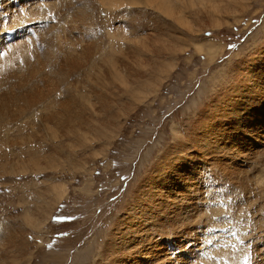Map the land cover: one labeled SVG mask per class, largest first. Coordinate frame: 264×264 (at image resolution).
<instances>
[{
  "label": "rangeland",
  "instance_id": "1",
  "mask_svg": "<svg viewBox=\"0 0 264 264\" xmlns=\"http://www.w3.org/2000/svg\"><path fill=\"white\" fill-rule=\"evenodd\" d=\"M160 1L0 0V66H8L0 69V86L9 85L2 95L6 98L1 99L0 107L4 106L3 110L0 109L3 111L0 116L11 122L18 115L22 105L13 101L14 98L18 101L19 93L13 97L17 91L12 83L25 76L27 71L35 67L36 80L42 86L44 73L40 59L43 60L45 55L51 59L47 73L55 81H52L55 87L52 136L46 134L44 126H34V130L27 128L9 137L5 135L4 139V133L0 132V142L4 140L5 143H0V245L3 244L0 246V264H108L112 253L104 255V252L110 243V233L115 232L117 220L127 221L135 216L134 222L138 221L141 208L136 204L140 205L144 200L140 197L141 192L146 193L145 186L142 187L144 178H149L156 165L166 164L170 157L177 156L178 152L171 150L176 145L184 151L182 154L186 159L188 156L191 160L185 162L188 174L184 183L188 186L186 198L191 200L187 203L189 212L185 215L191 217L193 224L189 225L192 227L189 230L193 231L187 232V229L182 233L188 243L180 234L176 238L172 234L161 235L160 226L166 219L160 215L161 220L154 212L158 219L148 216L147 222L143 223L145 228L150 227L148 236H141L151 242L146 249L162 247L159 250H164L170 264L177 259V264H219L222 260L221 263L233 264L236 258L242 259V264L245 258L248 264L264 263V256H260L264 252V151L261 153L264 150V128L245 124L249 127V138L236 140L239 152L229 161L211 153L200 154L194 145L200 133V121L219 119L216 116L211 118L204 109L210 101L234 86L235 75L243 78L242 81L261 77L264 0H182L183 5L189 7L183 14L177 12L180 11L178 0H166L164 4H169L165 11ZM158 3L165 14L158 10ZM29 17L32 19L28 20ZM14 41L18 42L15 44ZM91 48L92 52L89 51ZM47 50H51L50 55ZM34 51L38 54L33 55ZM22 53L27 57H22ZM12 55L20 60L14 61ZM38 56L40 61H37ZM12 61L16 63L13 65ZM15 69H21L23 76L14 73ZM262 77L256 82L259 96L264 95ZM23 90L26 91L24 88L22 93ZM104 92L109 98L117 97L113 98L115 104L118 102L112 109L114 120L104 114L106 104L102 106L101 100ZM237 94L241 95L243 91ZM67 100L72 101V105L63 113L59 111V103ZM261 103L263 109L264 103ZM223 108L219 102L214 109L208 110L219 113ZM20 109L25 110V107ZM239 109L241 112L242 108ZM94 119L107 120L111 124L94 128L90 125L91 122L94 125ZM256 128L259 129L256 131ZM38 138H46L44 145L36 141ZM28 143H32L31 147L26 145ZM10 144L12 149H9ZM28 149L38 150L32 159L25 156ZM11 154L18 156L19 160L10 158ZM224 161L231 164L236 173H226ZM232 178L235 180H230ZM255 184L258 187H254ZM196 216L199 217L196 219ZM197 221L200 223L196 224ZM175 226L178 224H172ZM219 228L237 231V236L229 234L228 249H223L219 243L222 239ZM208 230L214 231L215 237ZM179 237L175 242L174 239ZM195 237H199V241ZM10 240L18 251L16 259L11 254L15 250L8 246ZM170 241H174L175 248L171 247ZM212 244L213 251L209 248ZM256 251L260 252L258 259Z\"/></svg>",
  "mask_w": 264,
  "mask_h": 264
},
{
  "label": "bare ground",
  "instance_id": "2",
  "mask_svg": "<svg viewBox=\"0 0 264 264\" xmlns=\"http://www.w3.org/2000/svg\"><path fill=\"white\" fill-rule=\"evenodd\" d=\"M72 1V0H71ZM77 1H79V0H77ZM160 1V0H159ZM166 0H164V1H160V4L162 3V5L164 4V2H165ZM179 1V4H178V2H177V4H178V7H179V9L178 10H180V11H177V12H179V14H183L185 11H187L188 10V5L186 6V5H183L184 3L182 2V0H178ZM201 2H204V0L202 1V0H200ZM209 1V0H208ZM207 1V2H208ZM27 2V1H26ZM29 2H31V1H29ZM73 2H75V1H73ZM149 2V1H148ZM147 2V3H148ZM151 2H153L154 3V1H151ZM189 2V1H188ZM75 3H77V2H75ZM157 2H155V4H156ZM167 3V2H166ZM206 3V2H205ZM167 4H169V3H167ZM167 4H164V6L163 7H165V9L163 10V11H165L167 8L166 7H168L167 6ZM190 4V3H189ZM192 4V3H191ZM9 5V4H8ZM34 5V4H33ZM74 5V4H73ZM149 5V4H148ZM159 5V3L156 5V6H158ZM161 5V6H162ZM195 5V4H194ZM205 5V4H204ZM213 5V4H212ZM27 6V5H26ZM3 7V6H2ZM5 7H6V5H5ZM22 7V6H21ZM162 7V8H163ZM175 7H177V6H175ZM177 7V8H178ZM192 7H193V5H192ZM159 8V9H158ZM158 10H160V8L161 7H159L158 6ZM3 9H4V7H3ZM21 9V8H20ZM24 9V8H23ZM174 9V8H173ZM225 9V8H224ZM162 10V9H161ZM160 10V11H161ZM175 10H177V9H175ZM174 10V11H175ZM228 10V9H227ZM169 11H171V7L169 8ZM174 11H172V14H173V12ZM193 11V10H192ZM26 12H28V11H26ZM162 12V11H161ZM176 12V11H175ZM174 12V15L177 13H175ZM205 12H207V11H205ZM29 13V12H28ZM162 13H164V12H162ZM165 14V13H164ZM213 14V13H212ZM27 15V14H26ZM177 15H178V13H177ZM7 16H9V15H7ZM165 16H167V15H165ZM73 18V17H72ZM75 18V17H74ZM77 18V17H76ZM29 19H32V18H28V20ZM36 19V18H35ZM181 19V18H180ZM27 21V20H26ZM71 21V20H70ZM28 23H29V21H27ZM31 22V21H30ZM21 23V22H20ZM32 23V22H31ZM31 23H29V24H31ZM34 23V22H33ZM71 24H72V22H71ZM22 25V24H21ZM73 27V26H72ZM26 29V28H25ZM80 29V28H79ZM18 30V29H17ZM21 30H23V29H21ZM14 31V30H13ZM25 31V30H24ZM66 31V30H65ZM63 32V31H62ZM79 32V31H78ZM1 33V32H0ZM20 34V33H19ZM46 37V36H45ZM41 38V37H40ZM43 38V37H42ZM62 38H63V36H62ZM61 38V39H62ZM2 39V38H1ZM66 39V38H65ZM43 40V39H42ZM41 40V41H42ZM60 40V39H59ZM69 41V40H68ZM2 42V41H1ZM15 42V41H14ZM16 42H18V41H16ZM16 42H15V44H16ZM20 42V41H19ZM43 42V41H42ZM51 42V41H50ZM22 44H23V42H21ZM3 44V43H2ZM21 44V45H22ZM111 44V43H110ZM20 45V46H21ZM35 45V44H34ZM38 45H40V44H38ZM48 46H50V44H47ZM47 45H46V47H47ZM53 45V44H52ZM51 45V46H52ZM57 45V44H56ZM70 45V44H69ZM114 45V44H113ZM58 47L60 46V44L59 45H57ZM87 45H85L84 47H86ZM90 46H92V45H90ZM13 47V46H12ZM19 47V46H18ZM44 47V46H43ZM53 47V46H52ZM197 47V46H196ZM61 48V47H60ZM112 48V47H111ZM10 49V48H9ZM13 49H14V47H13ZM12 49V50H13ZM35 49V48H34ZM46 49H48V48H46ZM45 49V50H46ZM16 50V49H15ZM37 50V49H36ZM49 50V49H48ZM47 50V51H48ZM52 50V49H51ZM50 50V51H51ZM91 50V52H92V48L91 49H89V51ZM50 51H48L47 53L49 54L50 53ZM262 51L263 50H261V54H262ZM14 52V51H13ZM37 52H39V51H37ZM77 52V51H76ZM82 52H83V50H82ZM85 52V51H84ZM33 53H35V51L33 52ZM42 53H45V52H41L40 54H42ZM259 53V54H260ZM18 55H19V53H17ZM24 53H22V55H23ZM27 54V53H26ZM25 54V55H26ZM36 54H38V53H35V54H33V55H36ZM51 54V53H50ZM49 54V55H50ZM79 54V53H78ZM211 54V53H210ZM17 55V56H18ZM20 55H21V53H20ZM63 55H64V53H63ZM15 56H16V54H15ZM42 56V55H41ZM40 56V57H41ZM114 56V55H113ZM112 56V57H113ZM260 56H262V55H260ZM12 58L14 57V55H12L11 56ZM22 57H24V55L22 56ZM25 57H27V55L25 56ZM24 57V58H25ZM263 57V56H262ZM20 58V57H19ZM34 58H35V56H34ZM42 58V57H41ZM44 59V61L42 60V59H40L39 60V56H38V59H37V61L39 60L40 62H41V69H43V81H42V86H40L39 85V81H37L36 80V78H37V76H38V73H37V71L36 70H34V68L33 69H31L30 71H27L28 73L27 74H25V76H23L22 75V72H21V69L20 70H18V69H15V70H13L14 71V73H17V75L19 76V74H21L23 77H21V78H19V80H17L16 81V83H12V84H14V90L15 91H17L16 92V94L13 96V97H16L17 95H18V93H19V95L17 96V98H18V101L16 100V98H14V102L15 103H17V105H18V102H19V105H22L23 107H25V110H23V109H20L22 106H20L19 107V109H18V115L17 116H15V118H14V120H13V118H12V120H11V122H6V120L2 117V116H0V132H2V133H4V135H3V139L6 137L5 135H7L8 137H9V135H11L12 133H16V132H19V131H21V130H27V128H30V130H34V126H44V129H45V132H46V134H48V135H51L52 136V126H53V121H54V115H53V113H52V109H53V105H54V103L53 102H55L54 101V98H53V92H54V84H53V82L52 81H54V80H51V78L49 77V72L47 73V69L50 67V65H49V63H50V61H51V59L49 60V56H47L46 57V55H45V57H43ZM60 58V57H59ZM64 58V57H63ZM70 58V57H69ZM108 58V57H107ZM13 59H15V58H13ZM12 59V60H13ZM259 59V58H258ZM18 60H20V59H15L14 61H18ZM67 60V59H66ZM10 61V60H9ZM8 61V62H9ZM14 61H12V63H13V65L16 63H14ZM94 61V60H93ZM27 62V61H26ZM25 62V65L27 64V66H28V63H26ZM40 62L38 63H36V64H39L40 65ZM62 62V61H61ZM66 62V61H65ZM92 62V61H91ZM260 62V61H259ZM263 62V61H262ZM5 63H7L6 61L4 62V64ZM31 64H33L32 62H30ZM52 63V62H51ZM63 63V62H62ZM66 64V63H65ZM88 64H93V63H88ZM10 65V64H9ZM20 65V64H19ZM18 65V66H19ZM23 65V64H22ZM54 65V64H53ZM61 65V64H60ZM76 65H78V64H76ZM115 65V64H114ZM113 65V66H114ZM12 66V65H11ZM16 66V65H15ZM27 66H25V67H27ZM30 66H32V65H30ZM70 66H71V64H70ZM91 66H95V64L94 65H91ZM37 67H38V65H37ZM54 67V66H53ZM81 67V66H80ZM79 67V68H80ZM6 68H8V66L7 65H1L0 66V69H6ZM19 68H21V67H19ZM23 68V67H22ZM28 68V67H27ZM26 68V69H27ZM89 68H90V66H89ZM91 68H93V67H91ZM96 67H94V69H95ZM12 69V68H11ZM44 69H46V71L44 70ZM81 69V68H80ZM94 69H92V72H93V70ZM98 69V68H97ZM261 69H262V72L261 73H259V74H261V77L263 76L264 77V64L261 66ZM88 70V69H87ZM6 71V70H5ZM91 71V70H90ZM97 71V70H96ZM260 71V70H259ZM258 71V72H259ZM98 72H100V71H98ZM53 73V72H52ZM51 73V74H52ZM96 73V72H95ZM50 74V75H51ZM252 74V73H251ZM95 75H97V74H95ZM238 75V74H237ZM16 76V75H15ZM86 76V75H85ZM255 76V75H254ZM11 77H12V75H11ZM40 77V76H39ZM105 77V76H104ZM261 77H259V79H261ZM262 77V78H263ZM5 78V77H4ZM114 78V77H113ZM239 78H240V82H239ZM1 79V78H0ZM247 79L249 80V78L247 77ZM254 79V78H253ZM250 80V81H247L246 79H244V81H242L243 80V78H241V77H239V76H236L235 75V78L233 79V81H232V84L234 83V86H232V88H230L229 87V89L228 90H226V93H224V94H222L221 93V95L216 99V100H213V101H210L209 103H208V106L206 107V109H204V111L205 110H207L208 111V113L210 114V117L212 118V116H216V118H219V119H217V120H215V118L214 119H210L209 121H207V122H202L204 119H202L201 121H200V133H199V135H198V137L195 139V147H196V149L198 150V152L200 153V154H205V153H211V155H215V156H218V157H220L221 159H223V160H225V161H229L230 160V158L233 156V155H235V154H237L239 151H238V148H237V146H236V140H245V138H249V130H248V128L249 127H246V126H244L245 124L246 125H253L254 127H261V128H264V108L263 109H261V105H262V103H261V101L264 103V95H260L259 96V90L260 89H258L257 87H256V82L259 80V79H254V80ZM231 81V80H230ZM2 83L4 82L3 80L1 81ZM10 82V81H9ZM39 82V83H38ZM55 82V81H54ZM11 83V82H10ZM118 83V82H117ZM262 83L264 84V80L262 81ZM4 84V83H3ZM8 84V83H7ZM11 84V85H12ZM41 84V83H40ZM6 85V84H5ZM104 85V84H103ZM9 85H7V87H8ZM93 86V85H92ZM1 88H0V104H1V99L4 97V96H2V95H4L5 94V92H6V90H8L9 89V87H8V89H6L7 87L6 86H0ZM12 86H10V88H11ZM89 87H91V86H89ZM88 87V88H89ZM264 87V86H263ZM25 88V90L26 91H24L23 93H22V89H24ZM249 88H251L250 89V91H248V89ZM6 89V90H5ZM239 89V90H238ZM263 90V89H262ZM12 91H13V89H12ZM11 91V92H12ZM57 91V90H56ZM65 91V90H64ZM243 91V94H241V95H238L237 94V92H242ZM10 91H9V93H11ZM100 92V91H99ZM98 92V93H99ZM14 93V92H13ZM96 93V92H95ZM106 93L107 92H104L103 93V95L101 96V100L103 101L102 102V106H103V104H106V112L104 113V114H108V115H110L111 116V118H109V120L111 119V120H114V118H112L114 115L112 114V109H113V107H114V104H115V99H113V98H117V97H115V96H113V98L112 97H110L109 98V95L108 96H106ZM97 94V93H96ZM126 94V93H125ZM128 94H130V93H128ZM133 95V98H134V94H132ZM250 95H252V96H250ZM2 96V97H1ZM9 95H7V97H8ZM77 96V95H76ZM60 97V96H59ZM119 97V96H118ZM216 97V96H215ZM229 97V98H228ZM230 97H232L233 98V100H231V98ZM5 98L6 97H4L3 98V100H5ZM10 98V97H9ZM223 98V99H222ZM11 99V98H10ZM108 99V100H107ZM120 99V98H119ZM222 99V100H221ZM259 99H261V100H259ZM212 100V99H211ZM8 100H6V102H7ZM116 101H118V100H116ZM120 101H121V99H120ZM219 102H222V104H223V106H224V108L222 109V111H220L219 113H218V111L217 110H212L211 109V111H209L208 109L209 108H213L214 109V106L215 105H217ZM11 103H12V101H11ZM100 103V102H99ZM118 103V102H117ZM116 103V104H117ZM3 104H4V102H3ZM60 106H61V108H60V110L59 111H62L63 113H65V112H67V111H69V109H70V106L72 105V101H70V100H67V101H64V102H61L60 101ZM115 104V105H116ZM12 105H14V104H12ZM16 105V106H17ZM120 104H118V106H119ZM122 105V104H121ZM124 105H125V103H124ZM3 106L4 105H1V107H0V109L1 110H3ZM9 106H11V105H9ZM9 106H8V108H9ZM55 106V105H54ZM58 106V105H57ZM125 106H127V104L125 105ZM6 107V106H5ZM13 107H15V106H12V108ZM239 107H241L242 109H241V112H240V109H239ZM58 108V109H59ZM128 108V107H127ZM10 109V108H9ZM14 109V108H13ZM16 109V108H15ZM95 109V108H94ZM118 109V108H117ZM124 109V108H123ZM11 111H13V110H11ZM93 111V110H92ZM1 113L3 112V111H0ZM4 112H7V111H4ZM14 112V111H13ZM54 112V111H53ZM96 112V111H95ZM16 113V112H15ZM14 113V114H15ZM205 113H206V111H205ZM4 114H6V113H4ZM10 114H12V113H10ZM14 114L12 115V116H14ZM112 114V115H111ZM221 114V115H220ZM93 115H96V114H93ZM6 117V116H5ZM97 117V116H96ZM99 117V116H98ZM8 118V117H7ZM6 118V119H7ZM58 118H59V116H58ZM102 118V117H101ZM108 118H106V119H108ZM22 119H24V120H22ZM104 120V119H103ZM21 121V122H20ZM94 121V125H93V122H91V126L92 127H94V128H101V127H106L105 125H106V123H108L109 121H98V120H93ZM98 121V122H97ZM111 122V121H110ZM60 123V122H59ZM65 124V123H64ZM66 124H68V123H66ZM65 124V125H66ZM108 124H111V123H108ZM258 124H259V126H258ZM63 125V124H62ZM85 125V124H84ZM88 125V124H87ZM116 125V124H115ZM90 128V127H89ZM259 128H256V131L259 129ZM52 129V130H51ZM241 130V132L239 131V130ZM87 130V129H86ZM93 130V129H92ZM96 130V129H95ZM95 130H94V132H95ZM100 130V129H99ZM204 130V131H203ZM253 130V129H252ZM89 131V130H88ZM254 131V130H253ZM261 131H262V129H261ZM97 132H98V130H97ZM81 133V132H80ZM99 133V132H98ZM58 134V133H57ZM95 134H97V133H95ZM256 134V133H255ZM14 135V134H13ZM173 135V134H172ZM247 135V136H246ZM83 136H85V135H83ZM252 136H253V134H252ZM262 137V136H261ZM260 137V138H261ZM2 138H1V136H0V140H1ZM45 139L46 138H38V139H36V141L37 142H40V144H41V146L42 145H44V143H45ZM49 139V138H48ZM256 139V138H255ZM263 139V138H262ZM2 141V140H1ZM8 141V140H7ZM20 141H23V139H21ZM248 141H250V140H248ZM257 141V140H256ZM3 142H4V140H3ZM3 142H0V143H2V144H5V143H3ZM244 142V141H243ZM33 144H34V142H32ZM32 143H28V144H26L27 146H29V145H32ZM246 143V142H245ZM244 143V144H245ZM239 144V143H238ZM47 145V144H46ZM45 145V146H46ZM250 145V144H249ZM10 148L9 149H12L13 148V145L12 144H10ZM247 146V145H246ZM264 146V145H263ZM6 147V146H5ZM29 147H31V146H29ZM46 147H48V146H46ZM249 148V147H248ZM248 148H246V149H248ZM251 148V147H250ZM245 149V150H246ZM31 150V149H30ZM171 150L172 151H177L178 152V154H177V156L175 157V155L174 156H172V157H170L169 158V162H165L166 164H158V165H156L154 168H152L151 170V173H150V175H149V178H144V184L142 185V187H144L145 186V188H146V193L144 194V192H141L140 193V197L142 196L143 198H144V200L141 202V204L140 205H138V204H136L137 206H138V208H141V210L139 209V211L141 212L139 215H138V221L137 222H134V218H135V216H134V218L131 216V217H129V218H127V221H119V220H117L118 222L115 224V226H114V230H115V232H111L110 233V237H109V239L108 240H110V243L109 244H107V247H106V249H105V252H104V255L107 253V252H109V253H112L111 254V258L109 259V262H108V264H170L169 262H168V259H166V253L164 254V250L163 251H160L159 249H161V248H158L157 246H152V248L149 250V248H147L146 249V246L147 247H150L151 246V242L149 241V240H147V239H143L141 236L143 235H147L148 236V231L150 230L149 228H145V225L143 224L144 222H147V219L148 218H154L155 219V213H157V215L160 217V215H161V217L163 218H165L166 220L163 222L164 223V225L161 227L160 226V224L158 225V226H160V228H162L161 229V235H165V236H168V235H173L172 237H174V235H175V238H176V235L177 236H179V234L180 235H182L181 237H183V232H186V230L188 229V231L187 232H192L193 230H189V228L191 229L192 227H189V225L192 223V220L188 217H186V212H189V209H188V202H189V200L186 198V192H188L187 190H188V186H186V183H184L185 182V180L187 179V175L186 174H188L187 172H185V167H187V166H185V162H188V161H191L190 160V158L187 156V159H186V156L185 155H183L182 153L184 152V151H182V149L180 148V147H178V145H176V146H173V148H171ZM241 150V149H240ZM248 152H249V150H247ZM252 151V150H251ZM264 150H262L261 151V153L263 152ZM22 152H24V151H22ZM38 152V150L36 151V150H33V151H29V149H28V151L26 150L25 151V156H27V158H30V159H32L33 158V156H34V154H36ZM244 152V151H243ZM257 152H259V151H257ZM259 154V153H258ZM264 154V153H263ZM263 154H261V155H263ZM22 155V154H21ZM241 155V154H240ZM243 155V154H242ZM260 155V154H259ZM11 157H13L14 159H16V158H18V156H14V154H11L10 155V158ZM196 157V156H195ZM244 157V156H243ZM185 159H186V161H185ZM18 160H19V158H18ZM166 160H168V158L166 159ZM193 160H195V159H193ZM15 161V160H14ZM176 161H178V162H176ZM197 161V160H196ZM224 161V163H223V166H225L224 167V171H226V173L227 172H229L230 174H233V173H236V172H234L233 170V167H232V165L231 164H226V162ZM249 161V160H248ZM254 161V160H253ZM191 163V162H190ZM194 163V162H193ZM261 163V162H260ZM14 164V163H13ZM17 164V163H16ZM196 165V164H195ZM236 165V164H235ZM260 165H262V164H260ZM12 166V165H11ZM199 166V165H198ZM263 166L264 165H262V168H263ZM192 167V166H191ZM197 168V167H196ZM261 168V169H262ZM240 169H241V167H240ZM257 169V168H256ZM12 170H14L15 171V168L13 167V169ZM20 170V169H19ZM190 170V169H189ZM192 170H193V167H192ZM192 170H190L191 172H192ZM264 170V169H263ZM14 171H12V172H14ZM223 171V170H222ZM237 171H238V169H237ZM185 172V173H184ZM189 172V171H188ZM257 172V171H256ZM261 172V171H260ZM194 173H195V171H194ZM238 173V172H237ZM246 173V172H245ZM263 173V171L261 172V174ZM196 174V173H195ZM243 174H244V171H243ZM212 175V174H211ZM236 175H238V174H236ZM235 175V176H236ZM241 175H242V173H241ZM257 175H259V173L257 174ZM191 176L192 175H190V178H191ZM217 176H218V174H217ZM231 176V175H230ZM261 176V175H260ZM260 176H259V178H260ZM228 177V176H227ZM238 177V176H237ZM240 177V176H239ZM242 177H245L244 175L242 176ZM257 177V176H256ZM262 177V176H261ZM193 178V177H192ZM197 178H199V177H197ZM223 178V177H222ZM225 178H226V176H225ZM246 178V177H245ZM258 178V177H257ZM263 178V177H262ZM264 179V178H263ZM195 180V179H194ZM224 180V179H223ZM230 180H235V178L233 179H230ZM237 180V179H236ZM245 180V179H244ZM261 180V179H260ZM226 181V180H225ZM246 182H248V181H246ZM251 182V181H250ZM252 182H254V181H252ZM188 183V182H187ZM235 183V182H234ZM237 183H238V180H237ZM242 183V182H241ZM262 183H263V181H262ZM190 184V183H189ZM188 184V185H189ZM254 184V183H253ZM253 184H251V185H253ZM258 184V183H257ZM196 185V184H195ZM259 185V184H258ZM258 185H256L255 184V186L254 187H258ZM261 185V184H260ZM259 185V186H260ZM141 187V188H142ZM193 187V186H192ZM191 187V188H192ZM262 187V186H261ZM224 188V187H223ZM262 188H264V187H262ZM262 188H259V191H261L260 189H262ZM55 190V189H54ZM59 190V189H58ZM198 190V189H197ZM233 190V189H232ZM264 190V189H263ZM139 191V190H138ZM59 192V191H58ZM252 192V191H251ZM136 193H138V192H136ZM206 193V192H205ZM259 193V192H258ZM254 194V193H253ZM262 194V193H261ZM64 195V194H63ZM209 195V194H208ZM259 195H260V193H259ZM59 196H61L60 194H59ZM138 196H139V194H138ZM193 196V195H192ZM260 196H262V198H263V194L262 195H260ZM259 196V197H260ZM152 198V199H151ZM199 198V197H198ZM258 198V197H257ZM200 199V198H199ZM205 199V198H204ZM259 199V198H258ZM135 200V199H134ZM139 200V199H138ZM153 200V201H152ZM202 200V199H201ZM261 200V199H260ZM137 201V200H136ZM191 201V200H190ZM193 202V201H192ZM192 202H191V204H192ZM257 202V201H256ZM131 205V204H130ZM129 205V206H130ZM190 205V204H189ZM194 205V204H193ZM245 206V205H244ZM127 207V206H126ZM195 207V206H194ZM246 207V206H245ZM130 208V207H129ZM132 208V207H131ZM225 208V207H224ZM187 209H188V211H187ZM208 209H210V206L208 207ZM231 209V208H230ZM138 210V209H137ZM137 210H136V212H137ZM191 210H192V206H191ZM201 210V209H200ZM222 210V209H221ZM258 210V209H257ZM134 211V210H133ZM192 211H194V210H192ZM202 211V210H201ZM225 211V210H224ZM125 212H126V210H125ZM132 212V211H131ZM155 212V213H154ZM199 212V211H198ZM204 212V211H203ZM210 212H211V210H210ZM218 212V211H217ZM234 212H235V210H234ZM124 213V212H123ZM192 213V212H191ZM197 213V212H196ZM207 213H209L208 211H207ZM249 213V212H248ZM253 213V212H252ZM189 214V213H188ZM193 214H194V212H193ZM192 214V215H193ZM197 214H201V213H197ZM231 214H233L232 212H231ZM129 215H130V212H129ZM191 215V214H190ZM203 215V214H202ZM204 215H206V214H204ZM249 215V214H248ZM125 216V215H124ZM148 216H150V217H148ZM207 216V215H206ZM215 216V215H214ZM29 217V216H28ZM146 217H148V218H146ZM161 217H160V219H161ZM194 217V216H193ZM197 217H199V216H196V219H197ZM253 217V216H252ZM262 217V216H261ZM33 218V217H32ZM122 218H124V217H122ZM121 218V219H122ZM157 219H158V217H156ZM203 218H205L204 216H203ZM232 218H234V217H232ZM125 219H126V217H125ZM124 219V220H125ZM188 219H190L191 221H188ZM257 219V218H256ZM145 220V221H144ZM151 220V222H152V219H150ZM162 220V219H161ZM170 220H172V221H170ZM186 220H187V225L185 224L186 223ZM252 220V219H251ZM207 221H208V219H207ZM149 222V221H148ZM155 222H158V220L157 221H155ZM198 222V221H197ZM249 222V221H248ZM35 223H36V221H35ZM162 223V224H163ZM178 224V226H175V227H172V224L174 225V224ZM200 223V221L198 222V223H196V224H199ZM186 226H185V225ZM193 224V223H192ZM196 224H195V226H196ZM209 224V223H208ZM36 225V224H35ZM152 225H153V223H152ZM152 225H151V227H152ZM201 225V224H200ZM224 225V224H223ZM258 225V224H257ZM147 226H148V224H147ZM154 226V225H153ZM206 226V225H205ZM239 226V225H238ZM250 226V225H249ZM261 226V225H260ZM202 227H204V226H202ZM235 227V226H234ZM245 227V226H244ZM254 227V226H253ZM195 228V227H194ZM201 228V227H200ZM118 229V230H117ZM153 229V228H152ZM208 229H209V227H208ZM211 229V228H210ZM238 229H239V227H238ZM157 230H159V229H157ZM195 230V229H194ZM154 233H155V231L154 230H152ZM206 231H207V229H206ZM209 231V230H208ZM16 232V231H15ZM195 232V231H194ZM201 232H202V230H201ZM237 232V231H236ZM242 232V231H241ZM206 233V232H205ZM9 234H10V232H9ZM150 234H152L151 232H150ZM157 234H158V231H157ZM191 234V233H190ZM202 234H204V232H202ZM208 234V233H207ZM212 234V233H211ZM254 234V233H253ZM195 235V234H194ZM257 235V234H256ZM259 235V234H258ZM158 236V235H157ZM164 236V237H165ZM188 236V235H187ZM200 236V235H199ZM210 236H212V235H210ZM249 236V235H248ZM2 237V236H1ZM5 237L7 238V236H6V233H5ZM4 237V238H5ZM155 237V236H154ZM172 237H171V239H172ZM206 237H208V236H206ZM257 237V236H256ZM3 238V237H2ZM146 238V237H145ZM183 238H186V236L185 237H183ZM192 238V237H191ZM197 237H195V239H196ZM199 238V237H198ZM197 238V240L199 241V239ZM9 239V238H8ZM11 239V238H10ZM166 239V238H165ZM178 239H180V237L179 238H177V239H174L175 240V242H176V240H178ZM187 239V238H186ZM202 239H203V237H202ZM201 239V240H202ZM204 239H206V238H204ZM259 240H260V236H259V238H258ZM153 239H151V241H152ZM173 240V239H172ZM185 240V239H184ZM192 240H194V238L192 239ZM208 240H210V239H208ZM236 240H238V239H236ZM240 240V239H239ZM238 240V241H239ZM248 240V239H247ZM264 240V239H263ZM1 241H2V239H1ZM0 241V242H1ZM7 241V240H6ZM163 241V240H162ZM162 241H160L161 242V244H163V242ZM166 241H169V240H166ZM183 241V240H182ZM188 241V239L186 240V243H188L187 242ZM206 241V240H205ZM204 241V242H205ZM251 241V240H250ZM255 241V240H254ZM260 241H262V239L260 240ZM10 243L8 244V246H10L12 249H14L15 251L13 252V253H11L14 257H15V259H16V257L18 256V251L16 250L17 248H14V244H13V240H10L9 241ZM15 242V241H14ZM146 242V243H145ZM165 242V241H164ZM171 242V241H170ZM174 242V241H173ZM173 242H171V244L173 243ZM179 242H181V241H179ZM193 242V241H192ZM233 242V241H232ZM115 243V244H114ZM153 243V242H152ZM159 243V242H158ZM169 243V242H168ZM167 243V244H168ZM185 242H184V244H186ZM198 242H196V244H197ZM236 243H237V241H236ZM252 243V242H251ZM262 244H263V241L261 242ZM5 244V243H4ZM16 244V243H15ZM19 244V243H18ZM112 244H114V246L112 247ZM160 244V243H159ZM178 244V243H177ZM183 244V245H184ZM253 244V243H252ZM164 245V244H163ZM175 245H176V243H175ZM179 245V244H178ZM182 245V244H181ZM182 245V246H183ZM186 245H188V244H186ZM232 245V244H231ZM236 245V244H235ZM237 245H238V243H237ZM247 245V244H246ZM1 246V245H0ZM2 246H3V244H2ZM1 246V247H2ZM5 246H7V244L6 245H4V247ZM169 246V245H168ZM174 247V245L172 244L171 245V247ZM180 246V245H179ZM192 246H194V245H192ZM196 246V245H195ZM200 246V245H199ZM260 246V245H259ZM259 246L257 245V247L259 248ZM263 246V245H262ZM0 247V248H1ZM15 247H17V246H15ZM164 247V246H163ZM178 247V246H177ZM187 247V246H186ZM197 247V246H196ZM264 247V246H263ZM7 248V247H6ZM175 248V247H174ZM188 248V247H187ZM190 248V247H189ZM188 248V249H189ZM232 248V247H231ZM234 248V247H233ZM232 248V250H234ZM257 248V249H258ZM19 249V248H18ZM171 249H173V248H171ZM170 249V250H171ZM184 249V248H183ZM198 249H200V247L199 248H197V250ZM249 249V248H248ZM260 250V252H262L264 249H262V248H259ZM261 249H262V251H261ZM167 250V249H166ZM169 250V251H170ZM173 250H178V249H173ZM187 250V249H186ZM192 250V252H193V248L191 249ZM212 250V249H211ZM180 251V250H179ZM184 251V250H183ZM188 251V250H187ZM207 251V250H206ZM213 251V250H212ZM215 251H216V249H215ZM168 252V251H167ZM182 252V251H181ZM191 252V251H190ZM195 252V251H194ZM229 252V251H228ZM235 252H238V251H235ZM254 252V251H253ZM260 252H257L256 251V253L258 254V256L256 257L257 259H258V257H259V255H260ZM173 253V252H172ZM185 253V252H184ZM255 253V252H254ZM20 254V253H19ZM170 254V253H169ZM175 254V253H174ZM173 254V255H174ZM182 254V253H181ZM187 254V253H186ZM190 254V253H189ZM191 254H193V253H191ZM190 254V255H191ZM221 254V253H220ZM262 255H260L261 257H263L264 256V252L263 253H261ZM103 255V256H104ZM172 255V256H173ZM194 255V254H193ZM240 255H242V254H240ZM185 256H187V255H185ZM230 256H232V255H230ZM175 257V256H174ZM184 257V256H183ZM233 257V256H232ZM169 258V257H168ZM173 258V257H172ZM171 258V259H172ZM176 258V257H175ZM181 258H182V255H181ZM181 258H180V260H181ZM243 258V257H242ZM171 259H169V260H171ZM256 259V260H257ZM260 259V258H259ZM264 259V258H263ZM192 260V259H191ZM262 260V259H261ZM260 260V261H261ZM173 261V260H172ZM171 261V262H172ZM182 261V260H181ZM186 261H187V259H186ZM190 261V260H189ZM189 261H188V263H189ZM223 261V260H222ZM221 261V262H222ZM233 261V260H232ZM244 261V260H243ZM264 261V260H263ZM179 262V260L177 259L176 260V264ZM183 262V261H182ZM206 261H204V263H205ZM220 262V263H221ZM258 262V261H257ZM9 263V262H8ZM13 263V262H12ZM11 263V264H12ZM174 263V264H175ZM187 263V262H186ZM190 263H191V261H190ZM207 263V262H206ZM219 263V264H220ZM259 263V262H258ZM263 263V262H262ZM261 263V264H262ZM3 264H5L4 262H3ZM182 264V263H181ZM183 264H184V262H183ZM217 264V263H216ZM222 264V263H221ZM233 264H242V259H240V258H236L235 260H234V262H233ZM255 264H257V263H255ZM264 264V263H263Z\"/></svg>",
  "mask_w": 264,
  "mask_h": 264
}]
</instances>
